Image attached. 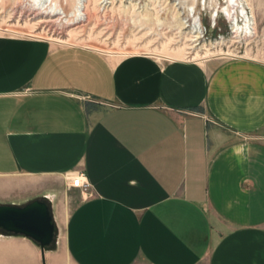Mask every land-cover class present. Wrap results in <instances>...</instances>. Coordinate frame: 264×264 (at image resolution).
Returning <instances> with one entry per match:
<instances>
[{"label":"crops","instance_id":"1","mask_svg":"<svg viewBox=\"0 0 264 264\" xmlns=\"http://www.w3.org/2000/svg\"><path fill=\"white\" fill-rule=\"evenodd\" d=\"M43 197L74 264H264V64L0 33V203Z\"/></svg>","mask_w":264,"mask_h":264},{"label":"rangeland","instance_id":"2","mask_svg":"<svg viewBox=\"0 0 264 264\" xmlns=\"http://www.w3.org/2000/svg\"><path fill=\"white\" fill-rule=\"evenodd\" d=\"M82 1L0 0V33L81 44L107 56L146 52L197 61L249 58L264 64V0H89L86 15L80 11ZM229 4H234L232 19ZM246 11L253 24L246 22ZM198 19L199 34L192 39L190 30L198 28ZM44 249L45 255L38 253L26 264H74L56 240ZM8 264L16 263L9 259Z\"/></svg>","mask_w":264,"mask_h":264},{"label":"water","instance_id":"3","mask_svg":"<svg viewBox=\"0 0 264 264\" xmlns=\"http://www.w3.org/2000/svg\"><path fill=\"white\" fill-rule=\"evenodd\" d=\"M0 229L28 237L42 250L56 239L52 208L44 197L23 204L0 203Z\"/></svg>","mask_w":264,"mask_h":264},{"label":"bare ground","instance_id":"4","mask_svg":"<svg viewBox=\"0 0 264 264\" xmlns=\"http://www.w3.org/2000/svg\"><path fill=\"white\" fill-rule=\"evenodd\" d=\"M56 1V0H55ZM39 2V1H38ZM88 2H89V0H83L82 1V4H81V8H80V11L82 12V14H84V15H86V14H88V12L86 11V9H87V5H88ZM235 2L237 3V4H239V2H240V0H235ZM96 3V2H95ZM133 4V3H132ZM233 6H234V4H229L228 5V7H227V16H228V18H230L231 17V19L233 18V16H234V11H233ZM97 7V6H96ZM242 7L245 9V7L242 5ZM76 12H77V9H75L74 10V15H76ZM57 13H54V14H52V15H56ZM244 14H246V17H247V21L246 22H248V24H253V21H251V19H250V17H249V15H248V12L246 11V12H244ZM244 17V16H243ZM196 21V20H195ZM198 28H196L195 30H193V29H191L190 30V33H195V34H190V35H192V39H194L195 37L194 36H196V32H198V34H199V30L198 29H200V26H199V24L201 23L200 21H199V19H198ZM196 26V25H195ZM192 28V27H191ZM197 34V35H198ZM194 37V38H193ZM192 39H188V40H192ZM196 40V39H195ZM189 45V44H188ZM188 45H186V46H188ZM184 46V45H183ZM191 46V45H190ZM193 47V46H192ZM182 48V47H181ZM188 48H190L189 46H188ZM187 48V49H188ZM183 49H185V48H183ZM180 50V49H179ZM186 52V51H185Z\"/></svg>","mask_w":264,"mask_h":264},{"label":"built area","instance_id":"5","mask_svg":"<svg viewBox=\"0 0 264 264\" xmlns=\"http://www.w3.org/2000/svg\"><path fill=\"white\" fill-rule=\"evenodd\" d=\"M68 187H74L80 189V191L91 193L92 186L82 172H77L70 176Z\"/></svg>","mask_w":264,"mask_h":264},{"label":"trees","instance_id":"6","mask_svg":"<svg viewBox=\"0 0 264 264\" xmlns=\"http://www.w3.org/2000/svg\"><path fill=\"white\" fill-rule=\"evenodd\" d=\"M0 233L11 234V233L6 232V231H4V230H2V229H0Z\"/></svg>","mask_w":264,"mask_h":264}]
</instances>
